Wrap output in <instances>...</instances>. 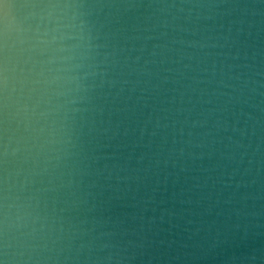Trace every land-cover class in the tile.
I'll list each match as a JSON object with an SVG mask.
<instances>
[{
	"label": "clouds",
	"instance_id": "9594fccd",
	"mask_svg": "<svg viewBox=\"0 0 264 264\" xmlns=\"http://www.w3.org/2000/svg\"><path fill=\"white\" fill-rule=\"evenodd\" d=\"M0 264H264V0H0Z\"/></svg>",
	"mask_w": 264,
	"mask_h": 264
}]
</instances>
